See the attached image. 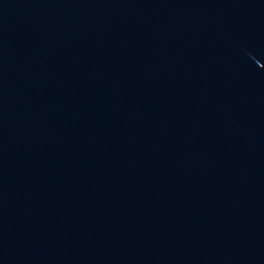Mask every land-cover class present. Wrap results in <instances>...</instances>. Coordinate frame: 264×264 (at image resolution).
Segmentation results:
<instances>
[{"label": "water", "instance_id": "1", "mask_svg": "<svg viewBox=\"0 0 264 264\" xmlns=\"http://www.w3.org/2000/svg\"><path fill=\"white\" fill-rule=\"evenodd\" d=\"M0 182L38 264H264V0H0Z\"/></svg>", "mask_w": 264, "mask_h": 264}]
</instances>
